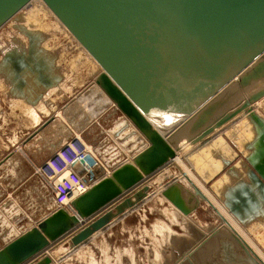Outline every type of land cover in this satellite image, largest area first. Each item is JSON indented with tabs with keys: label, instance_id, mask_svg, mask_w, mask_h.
Returning a JSON list of instances; mask_svg holds the SVG:
<instances>
[{
	"label": "water",
	"instance_id": "obj_1",
	"mask_svg": "<svg viewBox=\"0 0 264 264\" xmlns=\"http://www.w3.org/2000/svg\"><path fill=\"white\" fill-rule=\"evenodd\" d=\"M30 1L0 0V27ZM43 1L101 66L96 84L147 144L77 196L72 201L74 212L59 207L7 242L0 248V264H30L39 256L36 264H51L46 251L53 244L70 236L71 245L77 246L104 230L115 216L144 199L147 186L108 210L124 193L171 163L180 137L187 132L191 138L205 136L238 111L223 116L227 100H214L228 84L238 76H247L246 83L264 79V0ZM30 40L27 52L12 49L3 55L11 90L20 96L25 90L32 91L35 84L48 89L61 81L54 72L56 59L37 47L36 35ZM41 95L32 102H38ZM263 96L261 87L249 94L247 104L253 105ZM260 133V146H264V132ZM245 168L247 180L230 169L236 182L223 195L229 211L239 221L250 223L264 216V179L258 168ZM178 187L181 185L172 183L164 195L188 214L191 209ZM89 218L74 231L81 220ZM235 237L244 258L238 263L262 264ZM219 243L221 249H234V243ZM228 261L234 263L232 258Z\"/></svg>",
	"mask_w": 264,
	"mask_h": 264
},
{
	"label": "rangeland",
	"instance_id": "obj_2",
	"mask_svg": "<svg viewBox=\"0 0 264 264\" xmlns=\"http://www.w3.org/2000/svg\"><path fill=\"white\" fill-rule=\"evenodd\" d=\"M48 34L52 36L50 33ZM48 34L43 36H48ZM10 35L14 36L13 34ZM59 37L60 40L57 39V45L59 44L60 50L63 48L64 50L62 59L58 56L55 61L56 70H54V72L60 76L65 74L67 71L62 69L63 65L65 68L68 67V75L65 76L66 78L64 77V82H62L61 77V81H59L55 87L53 86L54 88L52 87L53 90L55 89L54 93H50V99H47L50 105L52 104V107H50L49 104L46 108L42 104L35 106V102L33 104L26 101L27 106L30 105L29 107L33 109V116H36L35 118L32 116V118H34L33 120L27 115L28 112L26 110L18 106H12V97L15 98L14 95H16V93L14 91L11 92V96L7 93L8 90H6L4 86L7 73L3 63V57L0 56V63H2L0 67L3 72L5 71L3 77L6 76L3 79L5 80L4 83L0 81V162L3 159L0 165V213H7L8 216L13 214V216L17 215L20 218L40 219L53 211L54 204L52 203L50 188H43L41 186L35 168L37 163L33 160L31 155L25 152L23 146H20L22 142L21 137L25 139L39 125L38 129H41L45 124L44 120H47L49 116H51L49 117L52 122L51 127L54 125V128L58 130L61 127L64 129L68 128L69 133L73 134V136L75 134L79 135L86 145H90L92 150L95 149L97 145H101L100 152L106 161L111 158L112 160L110 161L121 160L122 162L125 159V155L127 156L129 154L132 158L135 153L143 149L137 148L136 139L128 140L129 136L126 135L125 132L120 134L118 126H120V128L122 126L121 123H117L118 121L121 122L120 118L122 117V113L119 110H115V107L111 105V103L109 104L111 107L102 104V100H100L101 98H99L100 95L98 94L103 92H100L99 87L96 86L94 90L97 95L96 99L85 101L86 98H83L84 93L92 86V82L98 74H91L90 63L88 62L79 63L74 66L73 63L77 54L76 50L65 48L66 45L64 46L62 43H65L66 38L61 34ZM41 40L42 36L40 35V37L37 38V43H41ZM52 40L55 41V38H52ZM58 46H56V48H59ZM38 47H41L39 43ZM28 48H30V42L26 47L22 44L20 51L27 52L29 50ZM40 49L43 50L42 48ZM61 60L62 63L60 65ZM2 67H4V70ZM1 69L0 75H3ZM33 78L34 76L31 74L28 77L32 85ZM239 79L240 80L236 83H238L240 87L238 86L234 89L237 91L236 97H238L236 102L240 103L237 105V108L242 104L244 106L247 105L249 94L258 90L250 88L251 80L249 83L245 82L247 76H239ZM7 80H9L8 77ZM33 86L34 88L35 86L37 87L36 92H39L38 94L43 93L42 97L44 96L43 91L52 90L51 87L46 90V88L43 87L38 88L36 84ZM96 89L99 92L96 91ZM102 95L103 97L105 96L104 94ZM19 96L20 95H16V98H23ZM35 96L38 95L36 94ZM240 99H242L241 102ZM103 105L105 106L103 107ZM108 107L110 108L108 109ZM98 108H100V110H98ZM106 108L107 110H105ZM231 110L229 111L232 112ZM245 110L248 111L246 112L247 116L254 123L255 128L258 129L257 123L253 120L252 115L255 114L264 120V96L253 103L250 109L246 108L243 111L245 112ZM58 111L61 112V115L55 116V113ZM244 112L240 110L232 114L227 120L216 125L215 129H212L204 138L196 142L194 141V143L191 142V134L186 133L187 136L184 135L186 137L182 139V142L178 145L179 150H177V154H179L194 173H197V175L203 179L206 187L212 190L217 198L219 197V201H221L225 208H227L223 203L225 188L235 183L229 181V178L225 176L230 174V169L239 172V167L242 169L248 167L254 170L258 168L256 171H258L264 179V146H260V130L258 129L259 133H256L257 135L255 132L253 134L250 132L249 134L244 126H240V121H242L240 118H243ZM236 122H238V124ZM116 124L118 126H116ZM64 132L66 133L65 130ZM233 133L235 137H233ZM250 135L255 136L252 137L253 139L251 137L249 139ZM214 137L219 140L220 145L215 146L221 149V152L216 151L215 154H213L212 152H208L206 148H200L202 144L212 142L211 140ZM231 137L233 138L231 139ZM26 143L29 149L31 144L28 143V140L25 141L24 145ZM133 144L135 146H133ZM226 147L228 149H226ZM131 150H133L132 153H129ZM200 150L203 153L204 151L208 153L205 155ZM15 154L24 160L23 165H21L20 160ZM227 154L229 155L227 156ZM221 156H225L226 159L223 161L220 159L221 166L218 167V165L213 162L219 160ZM216 157H218L217 160ZM227 159H230L229 162H231L232 165L226 170ZM212 163L214 166L211 165ZM16 165L21 166L22 169L19 168L17 171L14 169L12 170L11 168ZM173 170L174 173H172ZM245 170H247V168H245ZM224 172H226V174ZM179 173H181V166L171 162L162 171L156 173L154 176L144 181L143 184L125 195V197L133 196L139 189L141 190L143 186L148 187L146 196L142 201L133 207L126 208L119 216H115L104 230L96 232L97 234L95 233L94 237L92 236L88 241L77 246L71 245L70 236L64 238L53 244L51 249L46 251L47 255L51 258L59 259L63 264H230L228 260L231 258L234 261L233 264H239L238 261L243 257H240L238 251L234 252V249L228 250L225 246H222L223 249L219 247L220 243L218 242L221 239V235L217 236L219 229L223 228L226 230V228L217 217V214L209 204L206 205L204 200L199 199V194H196L197 192L191 184L189 186L181 177L176 176L179 175ZM241 174L242 173L239 174V177L244 178ZM228 176L230 177L232 175L230 174ZM246 179H248L247 172ZM216 180L215 186L213 182ZM172 183L181 185L182 189L180 187L178 188L183 192L186 206L191 209L188 214L176 207L164 195L165 191L168 190ZM125 197L112 204L108 210H114L115 206L122 203ZM7 214L4 215L7 216ZM235 219L237 218L235 217ZM90 220L91 219H89V221ZM238 222L248 231L252 240L264 254V216L258 217L250 223H247L245 220H238ZM225 230L223 233L221 230L219 234L229 237L228 240H230V243H234L239 250L240 244L237 239ZM111 231L114 232V235L108 237L107 234H111ZM126 237H131L128 242L125 240ZM203 241L206 243L200 250L197 249L198 244H201ZM40 260L41 256L37 257L30 264H36ZM242 260L244 261V258Z\"/></svg>",
	"mask_w": 264,
	"mask_h": 264
},
{
	"label": "bare ground",
	"instance_id": "obj_3",
	"mask_svg": "<svg viewBox=\"0 0 264 264\" xmlns=\"http://www.w3.org/2000/svg\"><path fill=\"white\" fill-rule=\"evenodd\" d=\"M48 19H50V20H48ZM50 33L52 36H49V34L48 33ZM45 33H47L48 34V36H43V35H47V34H45ZM10 34H13L14 36H12V35H10ZM63 35L64 36V38H66L65 39V43H62V45H66L65 46V48H67V49H74V50H76V52H77V54H76V58H75V60H74V66H76V64H82L83 62H88V63H90V67H91V71H92V73L91 74H98L99 72H101V70H102V68H101V66L98 64V62L89 54V52L81 45V43L73 36V34L64 26V24L57 18V16L52 12V10L45 4V2L43 1V0H31L26 6H24L22 9H20L13 17H11L4 25H2L1 27H0V53H1V55L0 56H2L3 57V55L6 53V52H8L9 50H12V49H16V50H21V45L22 44H24L25 45V47L27 46V45H29V42L31 41L30 40V36L31 35H33V36H37V38H39L40 37V35L42 36V40H41V43L40 42H38L39 43V46H41L40 48H42L43 49V51H45L46 52V54L49 56V55H51V56H53L55 59H57L58 58V56H60L61 57V59H62V55H63V50H64V48L62 49V50H60L61 48L57 45V43H58V40H60V37H59V35ZM12 38H13V40H12ZM52 38H55V41L54 40H52ZM8 39V40H7ZM58 39V40H57ZM27 42H28V44H27ZM38 43H37V47H38ZM56 46H58L59 48H56ZM24 47V46H23ZM22 47V48H23ZM25 49V48H24ZM27 49V48H26ZM29 49V48H28ZM23 50V49H22ZM24 52V51H23ZM25 53V52H24ZM57 53V54H56ZM1 57V58H2ZM56 61V60H55ZM58 63V62H57ZM61 63H62V60H61V62H60V65H61ZM0 64H2V63H0ZM72 65V64H71ZM1 66H3V65H1ZM1 68V67H0ZM3 68V67H2ZM6 68V67H5ZM62 69L63 70H65V71H67V72H65V74H63L61 77H62V82H64L65 81V79H64V77L65 76H67L68 75V67L67 68H65L63 65H62ZM4 70V69H3ZM56 70V69H55ZM2 71V70H1ZM3 72V71H2ZM5 72V71H4ZM4 72L2 73L3 75H0V81H3V83H4V81L6 82L5 84H4V86L6 87V90H8L7 91V93L10 95L11 94V92H13L12 90H11V85H12V82H10L9 80H7V77L5 78V77H3L4 76ZM8 71H7V69H6V73H7ZM95 74V75H96ZM30 76V75H29ZM97 76V75H96ZM5 78V80H3ZM66 78V77H65ZM96 78V77H95ZM29 80V79H28ZM236 81H232L230 84H228V86L224 89V90H222L221 91V93L219 94V95H217L215 98H214V100L216 101V100H219V99H222V98H224V99H226L227 101H224V104H223V107H225V108H222L223 110H226L225 111V113L223 114V116L224 115H226L227 114V112L229 113L230 111L229 110H231L232 112H234L235 110H238L237 112H239L240 110H242V112H244L243 110L244 109H246V108H249L250 109V107H251V105L252 104H247V105H241L240 107H238L237 108V105H239L240 103L239 102H236V100L238 99V97H236L237 95H236V93H237V91L236 90H234L236 87H240V85L238 84V83H236V82H238L240 79H239V76L235 79ZM251 83H250V88L251 89H260L261 87H264V79H254V80H252V81H250ZM93 84H92V86L91 87H89V89H87V91H85V93H84V96H83V98L85 99V101L87 102V101H89L90 99H96V97H97V95L95 94V92H94V90H95V88H96V86L97 87H99L97 84H96V82H95V79L93 80V82H92ZM37 85V84H36ZM249 86V85H248ZM53 87V86H52ZM51 87V89L52 90H47V91H43L44 92V98L42 97V99H40L39 101L40 102H35V104L32 102L34 99H35V95L37 94L38 95V93L36 92V86H35V88H34V86H33V90L32 91H30V92H28V93H26V94H28V95H30V96H32V98L30 99V98H27L25 95V97L26 98H24L22 95V97L24 98H22V99H20V98H16V95H14V93H13V95L15 96V98L14 97H12L13 98V101H12V106H14V107H16V106H18V107H20L21 109H24V110H26L27 112H28V116H30V118H32V116H33V114H32V111H33V109H31L29 106H27V102L26 101H28V102H30V103H33L35 106L36 105H40V104H42V105H44L45 106V108L47 107V105L49 104L50 105V103L47 101V99H50L49 98V96H50V93H54V90H53V88L55 87H53L52 88ZM61 87V86H60ZM39 88V87H38ZM92 88H94V89H92ZM100 88V87H99ZM50 89V88H49ZM92 89V90H91ZM98 89V88H97ZM96 89V91H98ZM40 90V89H39ZM234 90V91H233ZM91 91V92H90ZM103 92V90L100 88V92ZM27 92V91H26ZM93 92H94V95H93ZM99 92V91H98ZM97 92V93H98ZM49 93V94H48ZM91 93V94H90ZM35 94V95H34ZM102 94H104V92L102 93ZM101 94V95H102ZM12 95V94H11ZM10 95V96H11ZM42 95H43V93H42ZM41 95V96H42ZM96 95V96H95ZM98 95H100V94H98ZM105 95V94H104ZM35 96V97H34ZM106 96V95H105ZM104 96V98H105V100L104 101H109V103H111L110 101V99L106 96L105 97ZM20 97V96H19ZM100 98V97H99ZM103 98V97H102ZM94 99V100H95ZM235 99V100H234ZM24 100V101H23ZM98 100V99H97ZM101 100V99H100ZM223 100V99H222ZM234 100V101H233ZM26 102V103H25ZM91 102V101H90ZM97 102H99V101H97ZM230 103V104H229ZM10 104V103H9ZM33 104H31V105H33ZM102 104H108V103H106V102H102ZM112 105V104H111ZM228 106H231L230 108H228ZM29 107V108H28ZM50 107H52V104L50 105ZM237 108V109H236ZM235 109V110H234ZM23 110V111H24ZM246 112H248L247 110H245V112L243 113V118H240V119H242V121H240V126H244V128H246L247 130H248V133L250 134V132H252V134L255 132V134L256 133H259V131H258V129L261 131V132H264V125L262 124V122H261V118L259 117V116H257V115H255V114H253L252 115V118H253V120L257 123V126H258V129L257 128H255V126H254V123L250 120V118L247 116V114H246ZM25 113V112H24ZM23 113V114H24ZM61 112L60 111H58V112H56L55 113V116H60L61 114H60ZM236 113V112H235ZM249 115V114H248ZM239 116V115H238ZM34 117V116H33ZM36 117V116H35ZM34 117V118H35ZM49 117H51V116H49ZM49 117H47V120L48 119H50ZM222 116H219L218 118H221ZM34 118H32V120L34 119ZM127 119V118H126ZM193 119H194V117L192 118V119H190L189 120V122L187 123V129L192 125V122H193ZM260 119V120H259ZM128 120V119H127ZM126 120V121H127ZM53 121H54V119H53ZM125 121V123L123 124V122L121 121V122H119L118 121V123L117 124H120L121 123V128L125 131V132H131L130 131V127H131V124L129 123V122H126ZM262 121H264V120H262ZM60 122V121H59ZM239 122V121H238ZM238 122H236L237 124H238ZM62 123V122H61ZM264 123V122H263ZM116 124V126H118ZM123 124V125H122ZM133 125V124H132ZM235 125V124H234ZM119 127V129H120V126H118ZM243 128V129H244ZM62 129H64L63 127H61L60 128V130H57V131H59V132H57L56 131V135H60L61 133L62 134H64V131L62 130ZM136 129V128H135ZM186 129V130H187ZM215 129V127L213 128V130ZM233 129V128H232ZM66 130V129H65ZM225 130V129H224ZM239 130H240V128H239ZM234 131V130H233ZM242 132V131H241ZM246 132V131H245ZM66 133H67V131H66ZM188 134H191L190 132H187ZM229 133H230V131H229ZM126 134V133H125ZM131 134H133V133H130L128 136H129V139L128 140H131V139H136V144H137V148L138 149H140V148H145V144L142 142V143H139L138 141H141V138L140 137H138V138H135V136H131ZM204 134L205 133H202L200 136L201 137H198V138H191V142H193L194 143V141L196 142V141H198V140H200V139H202V138H204L205 136H204ZM215 134H217V133H215ZM238 134V133H237ZM261 134V133H260ZM69 135V134H68ZM137 135V134H136ZM233 135H234V133H233ZM232 135V136H233ZM257 135V134H256ZM66 136V135H65ZM140 136V135H139ZM187 136V135H186ZM186 136H182V137H180L178 140H179V143L180 142H182V139H184ZM237 136V135H236ZM255 135H250L249 136V139H250V137L252 138V137H254ZM217 137V136H216ZM216 137H214V138H212V142H209V143H207V144H202L201 145V147L200 148H206L207 150H208V152H212L213 154H215V152L216 151H218V152H221L222 150L221 149H219L217 146L218 145H220L219 144V140L216 138ZM233 137H235V135L233 136ZM233 137H231V139L233 138ZM239 137V136H238ZM238 137H237V139H238ZM246 137V136H245ZM244 137V138H245ZM58 138H59V136H58ZM240 138V137H239ZM256 138V137H255ZM236 139V140H237ZM253 139V138H252ZM29 140H30V138H29ZM55 140H57V138L55 139ZM243 140V139H242ZM221 141V140H220ZM245 141V140H244ZM249 141V140H248ZM252 141V140H251ZM222 142V141H221ZM246 143V142H245ZM131 144V143H130ZM135 144V143H134ZM133 144V146H135ZM229 144V143H228ZM204 145V146H203ZM215 145H217V146H215ZM239 145V144H238ZM131 146H132V144H131ZM130 146V147H131ZM196 146V145H195ZM225 146H226V144H225ZM228 146V145H227ZM87 148L88 149H90V145L88 146L87 145ZM199 148V147H198ZM217 148V149H216ZM226 149H228L227 147H226ZM201 151V150H200ZM204 151V150H203ZM185 152V151H184ZM202 152V151H201ZM207 152V153H208ZM203 153V152H202ZM205 151H204V153L203 154H207ZM227 153V152H226ZM232 153V152H231ZM231 153H229V154H231ZM221 154V153H220ZM229 154H227V156L229 155ZM11 155H13V154H11ZM10 155V156H11ZM17 157H18V155L17 154H15ZM14 155V156H15ZM193 155V154H192ZM224 155V154H223ZM15 156V157H16ZM195 156H196V154H195ZM232 156V155H231ZM17 157H16V159H17ZM193 157V156H192ZM215 157V156H214ZM225 157V156H224ZM223 156H221V158H219V160H217V158L218 157H216V162H213L214 164H217L218 165V167H220L221 165V162H220V159H221V161H223L224 159H226V157L224 158ZM230 157V156H229ZM195 158V157H194ZM211 158V157H210ZM5 159V158H4ZM15 159V158H14ZM18 159L20 160V163L23 165V160H22V158H19L18 157ZM196 159V158H195ZM198 159V158H197ZM3 160V159H2ZM213 160V159H212ZM215 160V159H214ZM228 160V159H227ZM226 160V162H227V167H226V170L227 169H229V167L232 165V163L231 162H229L230 161V159L227 161ZM15 161H17V160H15ZM170 162H173V163H177L179 166H181V173H179V175H176L177 177H181L184 181H185V183H187L189 186H190V184L192 185V187L197 191L198 190V192H200L204 197H205V199L202 197V196H200V194L198 195L200 198L199 199H201V200H204V202L206 203V205H210L211 207H212V209H213V211L217 214V217L220 219V221L222 222V224H223V226L226 228V230L225 229H219V232L221 231L222 233H223V231L225 230L226 232H228V233H230V234H232L234 237L235 236H238L237 238H239L240 240H241V242L243 243V244H245L252 252H254V254L257 256V258L262 262V264H264V254H263V252L261 251V249L260 248H258V246L255 244V242L252 240V238L250 237V234L248 233V231H246L242 226H241V224H240V222H238V220L237 219H235V217L229 212V209L227 210V208H225L224 206H223V204L221 203V201H219V197L217 198V196L214 194V192L212 191V190H210L209 188H207L206 187V185H205V183H204V181H203V179H201L198 175H197V173H194V171L189 167V166H187V164L183 161V159L179 156V154H177V156L174 158V159H172ZM198 162V161H197ZM202 162H203V160H202ZM209 162H211V161H209ZM2 163V162H1ZM1 163H0V165H1ZM211 164V165H213L214 166V164ZM224 163V162H223ZM237 164V163H236ZM205 165H207V164H205ZM242 165V164H241ZM234 166H236V165H234ZM3 167V166H2ZM209 167V166H208ZM238 167V166H237ZM244 167V166H243ZM216 169V168H215ZM238 169V168H237ZM239 174L240 173H242L241 175H243L244 176V178H242L243 180H247L246 179V170H245V168L244 169H242L241 167H239ZM230 172H231V170H230ZM158 173V172H157ZM172 173H174V170H173V172ZM225 174H226V172H224ZM162 174V173H161ZM167 175V174H166ZM228 175H230V174H227V175H225V176H227L228 178H229V181H233V182H236L235 180H236V177H232V176H228ZM232 175V174H231ZM152 176H154V174L152 175ZM151 175L150 176H148V177H146L145 178V181L146 180H148L150 177H152ZM159 176V175H158ZM205 176H206V174H205ZM156 177H157V175H156ZM174 177V176H173ZM204 177V176H203ZM221 177V176H220ZM222 177H224V176H222ZM166 178V177H165ZM241 178V177H240ZM162 179V178H161ZM218 180V179H217ZM217 180L216 181H214L213 182V185H215V183L217 182ZM148 182V181H147ZM141 184H143V183H141ZM225 184H226V182H225ZM224 185V184H223ZM227 185V184H226ZM229 185V184H228ZM216 186V185H215ZM214 188V187H213ZM192 189V188H191ZM128 192V191H127ZM126 192V193H127ZM126 193H124V195L122 196V197H120V198H123V197H125V194ZM149 198V197H148ZM159 199V198H158ZM119 201V200H118ZM160 202V201H159ZM224 203V202H223ZM225 205V204H224ZM226 206V205H225ZM165 207V206H164ZM41 219V218H40ZM39 219V220H40ZM90 219V218H89ZM89 219H86V220H81V222L79 223V225L74 229V231L75 230H77V229H79L80 227H82L83 225H85L87 222H89ZM176 219V218H175ZM159 220V219H158ZM112 221V220H111ZM177 221V220H176ZM196 221V220H195ZM171 222V221H170ZM220 222V223H221ZM162 223H164V222H162ZM195 223H197V222H195ZM199 223V222H198ZM207 223V222H206ZM219 224V223H218ZM207 225H208V223H207ZM202 226V225H201ZM206 226V225H205ZM209 226V225H208ZM207 227V226H206ZM203 228H205V227H203ZM212 228V227H211ZM166 229V228H165ZM207 229V228H206ZM209 229V228H208ZM102 231V230H101ZM219 232H218V235L217 236H220L221 237V239L219 240V239H217V240H219V242L220 241H222V242H225V243H227V244H233V243H230V240H228V238L229 237H227V236H224V235H222V234H219ZM97 234V233H96ZM171 236V235H170ZM93 237H94V235H93ZM169 237V236H168ZM172 237V236H171ZM103 238V237H102ZM236 238V237H235ZM104 239V238H103ZM238 239V240H239ZM168 240V239H167ZM218 242V243H219ZM108 243V242H107ZM113 243V242H112ZM111 244V243H110ZM113 245V244H112ZM240 250V249H239ZM238 249H237V246H235L234 245V252H236V251H239ZM238 254H240L239 252H238ZM237 254V255H238ZM119 255V254H118ZM240 257H241V255H240Z\"/></svg>",
	"mask_w": 264,
	"mask_h": 264
},
{
	"label": "built area",
	"instance_id": "obj_4",
	"mask_svg": "<svg viewBox=\"0 0 264 264\" xmlns=\"http://www.w3.org/2000/svg\"><path fill=\"white\" fill-rule=\"evenodd\" d=\"M111 104L115 107V110H118L113 103ZM120 119L123 124L127 120L123 114ZM126 122L129 121L127 120ZM119 130L120 134L125 132L122 128ZM130 131L125 132L126 135L130 133H133L131 136L139 134L146 146V139L132 124ZM133 150L129 151V153H132ZM127 156L125 155V159L123 158L122 162L121 160L110 161L112 160L111 158L106 161L100 152V147H95L93 150L91 148L88 149L81 137L75 134L43 163L36 164L35 168L41 186L43 188H50L51 190L52 202L55 209L63 207L70 212H74L72 201L77 196L86 192L98 180L109 175L116 166L128 161L131 157L129 154ZM165 167L160 169L159 172ZM39 221V219L20 218L17 215L12 216L9 226L15 234L13 239L36 226ZM51 264H63V262L52 257Z\"/></svg>",
	"mask_w": 264,
	"mask_h": 264
},
{
	"label": "crops",
	"instance_id": "obj_5",
	"mask_svg": "<svg viewBox=\"0 0 264 264\" xmlns=\"http://www.w3.org/2000/svg\"><path fill=\"white\" fill-rule=\"evenodd\" d=\"M26 91L27 90H25V93H28ZM99 94H100V98H101L102 102H106V103H108L107 105H109L110 104L109 101H104L105 98L103 97V95H101L102 93H99ZM27 95L28 94H25L26 97H27ZM25 96H23V97L26 98ZM104 106L105 105H103V107ZM110 107H108V109ZM100 108H98V110H100ZM105 110H107V108ZM44 121L47 122L48 120H44ZM51 124H52V122L50 120L48 123L44 124L41 127V129H38V127L40 126L39 125L35 130H33L34 132L32 131L33 133L31 132L32 134L30 133V135H28L25 139L23 137H21L22 142L20 143L21 144L20 146H23V149L25 150V152L27 154L31 155L33 157V160L37 164L43 163L47 158H49L56 150H58L66 141H68L73 136V134L68 132L69 130L66 127L65 128L67 130H65V129H62V130L67 131V133L64 132V134L61 133L60 135H56L55 133L58 129L54 128V125H53V127H51L52 126ZM57 132H59V131H57ZM58 136H59V138H58ZM134 136L136 138H138V137L141 138V141H138L139 143H142L144 141L142 139V137L139 136V134L138 135L135 134ZM29 138H30V140H29ZM56 138H57V140H55ZM27 140H28V143L31 144L29 149L27 148V143L24 145L25 141H27ZM100 146L101 145H97L96 147H100ZM23 162H24V160H23ZM19 168L22 169L21 166L16 165L11 169L12 170L14 169L17 171V169H19ZM53 210H55V207H53ZM4 214H7V213H4V212L0 213V248L3 247L11 239H13V237L15 235L13 229L9 226V222L12 219L13 214H11L9 216L7 214L8 218ZM111 235H114L113 231H111V234H107L108 237H110ZM130 238L131 237H126V239H125L126 242H128Z\"/></svg>",
	"mask_w": 264,
	"mask_h": 264
},
{
	"label": "flooded vegetation",
	"instance_id": "obj_6",
	"mask_svg": "<svg viewBox=\"0 0 264 264\" xmlns=\"http://www.w3.org/2000/svg\"><path fill=\"white\" fill-rule=\"evenodd\" d=\"M27 98H29V97L27 96Z\"/></svg>",
	"mask_w": 264,
	"mask_h": 264
}]
</instances>
